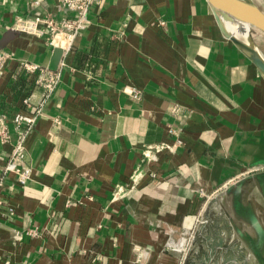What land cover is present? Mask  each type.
I'll return each instance as SVG.
<instances>
[{
	"label": "crops",
	"instance_id": "obj_1",
	"mask_svg": "<svg viewBox=\"0 0 264 264\" xmlns=\"http://www.w3.org/2000/svg\"><path fill=\"white\" fill-rule=\"evenodd\" d=\"M40 1L0 0V50L13 56L0 111L10 116L41 95L23 62L50 67L57 48L14 29L16 16L72 15L60 0ZM89 19L27 138L32 178L6 180L0 264H181L168 241L193 229L199 189L213 193L264 167L252 162L264 155V76L224 35L209 0H99ZM176 138L174 153L141 161L145 146ZM9 149L0 142V172ZM139 165L157 178L115 198ZM138 246L150 253L140 263Z\"/></svg>",
	"mask_w": 264,
	"mask_h": 264
},
{
	"label": "built area",
	"instance_id": "obj_2",
	"mask_svg": "<svg viewBox=\"0 0 264 264\" xmlns=\"http://www.w3.org/2000/svg\"><path fill=\"white\" fill-rule=\"evenodd\" d=\"M99 0H60L61 5L72 12L70 16H63L60 19L54 18L50 14H37L31 17L17 15L13 24V28L32 34L39 38H46L48 43L53 47L62 49L59 64L55 70L47 66L24 61V68L36 74V85L41 88V95L37 101L31 97L24 98L26 105L25 110L16 112L13 116L6 112L0 111V142L9 144L8 158L2 166L0 172V212L4 207V189L7 186L6 180L10 174H15L16 181L26 183L32 178V168L26 163L27 147L26 141L28 136L34 130V127L45 112V106L51 99L58 85L62 80L63 69L66 66V57L68 56L72 45L78 35L87 28L90 23L89 11L91 5ZM40 0H34L39 5ZM13 60V56L6 50H0V76L3 74L5 67L9 61ZM126 89L134 98H141L143 91L137 85L129 84ZM176 112H184L186 109L180 105L175 106ZM58 121V119H56ZM170 132H174L170 128ZM183 143L181 138H176L172 142H158L147 145L142 150V162L151 163L158 159L159 155L164 152L174 153L176 149ZM158 173L153 169H145L142 165L136 167L129 176V182L124 185H118L114 197H125L136 190L146 177L156 179ZM226 186V185H225ZM221 190V189H220ZM207 193L204 189H199V193L203 197L202 206L197 214L196 222L193 229L187 234V241L182 248L183 253L187 250L191 235L197 223L200 221L204 208L211 197L217 193ZM26 232L33 236L38 235L35 228L29 227ZM22 233L16 232L15 239H21ZM135 262L140 263L148 259L149 249L144 247H135Z\"/></svg>",
	"mask_w": 264,
	"mask_h": 264
},
{
	"label": "water",
	"instance_id": "obj_3",
	"mask_svg": "<svg viewBox=\"0 0 264 264\" xmlns=\"http://www.w3.org/2000/svg\"><path fill=\"white\" fill-rule=\"evenodd\" d=\"M218 24L224 35L232 39L251 59L264 76V55L253 39L252 29L264 34V10L253 0H209ZM224 7L251 26L249 45L231 34L224 26L219 7ZM62 49L54 51L50 69L55 70L61 58ZM250 175L245 176L215 193L203 210L200 221L192 232L185 253L182 247L187 237L179 241L171 235L170 252L181 257V264H261L248 243L246 222L257 230L264 229V197L255 196L250 185ZM248 190V191H247ZM246 193V195H244ZM245 199L251 202H244ZM183 229L182 233H189Z\"/></svg>",
	"mask_w": 264,
	"mask_h": 264
},
{
	"label": "rangeland",
	"instance_id": "obj_4",
	"mask_svg": "<svg viewBox=\"0 0 264 264\" xmlns=\"http://www.w3.org/2000/svg\"><path fill=\"white\" fill-rule=\"evenodd\" d=\"M264 10V0H253ZM253 39L260 48L262 54L264 55V34L260 33L257 29H252ZM253 163L262 162L264 164V155L259 159L252 160ZM250 179L259 186V188L264 193V167H260L258 170L251 172ZM249 246L256 253L261 264H264V234L263 232H258L255 237H248Z\"/></svg>",
	"mask_w": 264,
	"mask_h": 264
},
{
	"label": "bare ground",
	"instance_id": "obj_5",
	"mask_svg": "<svg viewBox=\"0 0 264 264\" xmlns=\"http://www.w3.org/2000/svg\"><path fill=\"white\" fill-rule=\"evenodd\" d=\"M218 9L220 11L219 14L225 28L231 34L239 37L245 43V45L248 46L249 45L248 34L251 29V26L247 24L246 21L237 17L235 14L231 13L224 7L221 6Z\"/></svg>",
	"mask_w": 264,
	"mask_h": 264
},
{
	"label": "flooded vegetation",
	"instance_id": "obj_6",
	"mask_svg": "<svg viewBox=\"0 0 264 264\" xmlns=\"http://www.w3.org/2000/svg\"><path fill=\"white\" fill-rule=\"evenodd\" d=\"M246 203V201H244ZM246 225L248 226V230L245 231L247 235H250L253 237L254 235L256 236L258 232H263L264 234V229L257 230L256 228L252 227L248 222H246Z\"/></svg>",
	"mask_w": 264,
	"mask_h": 264
}]
</instances>
